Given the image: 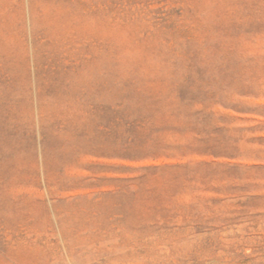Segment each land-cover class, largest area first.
Segmentation results:
<instances>
[{"label":"rangeland","instance_id":"1","mask_svg":"<svg viewBox=\"0 0 264 264\" xmlns=\"http://www.w3.org/2000/svg\"><path fill=\"white\" fill-rule=\"evenodd\" d=\"M0 264H264V0H0Z\"/></svg>","mask_w":264,"mask_h":264}]
</instances>
